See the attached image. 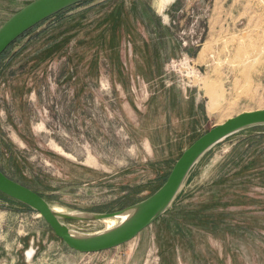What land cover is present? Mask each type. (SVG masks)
I'll return each instance as SVG.
<instances>
[{
  "label": "rangeland",
  "instance_id": "obj_1",
  "mask_svg": "<svg viewBox=\"0 0 264 264\" xmlns=\"http://www.w3.org/2000/svg\"><path fill=\"white\" fill-rule=\"evenodd\" d=\"M31 1L0 0V26ZM263 109L264 0H88L0 56V170L60 214L111 213L211 127ZM185 180L152 225L92 254L0 194V264H264V127L211 147Z\"/></svg>",
  "mask_w": 264,
  "mask_h": 264
},
{
  "label": "water",
  "instance_id": "obj_2",
  "mask_svg": "<svg viewBox=\"0 0 264 264\" xmlns=\"http://www.w3.org/2000/svg\"><path fill=\"white\" fill-rule=\"evenodd\" d=\"M88 0H33L12 14L0 26V56L18 38L54 15ZM264 126V109L241 112L211 127L197 137L171 166L164 183L144 200L111 213H68L54 211L49 203L28 187L10 179L0 170V194L32 209L54 235L72 251L80 254L105 252L133 240L152 225L170 207L185 179L198 160L223 139L250 127ZM129 212V216L111 229L84 234L70 229L65 220L100 221Z\"/></svg>",
  "mask_w": 264,
  "mask_h": 264
},
{
  "label": "bare ground",
  "instance_id": "obj_3",
  "mask_svg": "<svg viewBox=\"0 0 264 264\" xmlns=\"http://www.w3.org/2000/svg\"><path fill=\"white\" fill-rule=\"evenodd\" d=\"M162 1V0H160ZM55 212H61L60 209H54ZM129 212H125V213H122L116 217H113V218H108L106 220H103L102 222H104L106 224L104 230H107V229H111L112 227L116 226L118 223H120L121 221H123L124 219H126L128 216H129ZM30 255V254H29Z\"/></svg>",
  "mask_w": 264,
  "mask_h": 264
},
{
  "label": "trees",
  "instance_id": "obj_4",
  "mask_svg": "<svg viewBox=\"0 0 264 264\" xmlns=\"http://www.w3.org/2000/svg\"><path fill=\"white\" fill-rule=\"evenodd\" d=\"M62 12H63V11H62ZM58 14H59V13H58ZM56 15H57V14H56ZM54 16H55V15H54ZM258 127H264V126L250 127L249 129H245V130H242V131H239V132L247 131V130H250L251 128H258ZM239 132H237V133H239ZM237 133H236V134H237ZM233 135H234V134H233ZM158 188H159V187H158ZM158 188H157V189H158ZM157 189H156V190H157ZM156 190H155V191H156ZM155 191H154V192H155ZM1 195H2V194H1ZM40 196H41V195H40ZM5 197H6V196H5ZM41 197H42V196H41ZM8 199H10V198H8ZM10 200L13 201V202H15V203H17V204H19V205H21V206L24 207L26 210H30V211H31V209L28 208L27 206H25V205H23V204H21V203H18V202H16V201L12 200V199H10Z\"/></svg>",
  "mask_w": 264,
  "mask_h": 264
}]
</instances>
